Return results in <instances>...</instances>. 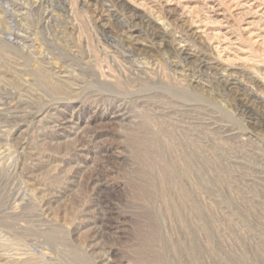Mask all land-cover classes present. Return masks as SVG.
I'll return each mask as SVG.
<instances>
[{
	"label": "rangeland",
	"instance_id": "374dc122",
	"mask_svg": "<svg viewBox=\"0 0 264 264\" xmlns=\"http://www.w3.org/2000/svg\"><path fill=\"white\" fill-rule=\"evenodd\" d=\"M0 264H264V0H0Z\"/></svg>",
	"mask_w": 264,
	"mask_h": 264
}]
</instances>
